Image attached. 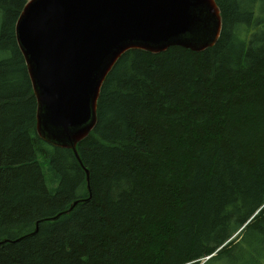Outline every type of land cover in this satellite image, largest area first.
I'll use <instances>...</instances> for the list:
<instances>
[{
	"label": "trees",
	"instance_id": "16d2710c",
	"mask_svg": "<svg viewBox=\"0 0 264 264\" xmlns=\"http://www.w3.org/2000/svg\"><path fill=\"white\" fill-rule=\"evenodd\" d=\"M28 1L0 0V241L26 236L0 264H225L264 245V0H214L220 38L199 53L123 54L81 164L36 133L14 34Z\"/></svg>",
	"mask_w": 264,
	"mask_h": 264
},
{
	"label": "water",
	"instance_id": "95a60500",
	"mask_svg": "<svg viewBox=\"0 0 264 264\" xmlns=\"http://www.w3.org/2000/svg\"><path fill=\"white\" fill-rule=\"evenodd\" d=\"M22 8L14 34L36 101L37 136L76 160L75 146L96 126L103 81L123 54L199 53L216 44L222 26L214 0H29Z\"/></svg>",
	"mask_w": 264,
	"mask_h": 264
},
{
	"label": "rangeland",
	"instance_id": "374dc122",
	"mask_svg": "<svg viewBox=\"0 0 264 264\" xmlns=\"http://www.w3.org/2000/svg\"><path fill=\"white\" fill-rule=\"evenodd\" d=\"M255 9H257V14L259 19H264V3H257L255 5ZM257 33V31H255ZM1 56V55H0ZM42 174H44L45 178L48 179V170L46 167L42 168ZM246 240L248 242L251 237L254 238L253 234L245 235ZM239 240L235 243H238ZM264 245L259 242H250L249 249L246 244L240 247V243L238 245V249H236L232 255L228 258H225V264H264ZM219 264V263H218ZM223 264V263H220Z\"/></svg>",
	"mask_w": 264,
	"mask_h": 264
},
{
	"label": "bare ground",
	"instance_id": "6f19581e",
	"mask_svg": "<svg viewBox=\"0 0 264 264\" xmlns=\"http://www.w3.org/2000/svg\"><path fill=\"white\" fill-rule=\"evenodd\" d=\"M218 13H219V12H218ZM221 28H222V26H221ZM219 38H220V37H219ZM180 48H181V47H180ZM131 51H135V50H131ZM142 51H143V50H142ZM190 51H191V50H190ZM126 53H127V52H126ZM126 53H125V54H126ZM148 53L151 54L150 52H148ZM121 57H122V56H121ZM116 63H117V62H116Z\"/></svg>",
	"mask_w": 264,
	"mask_h": 264
}]
</instances>
